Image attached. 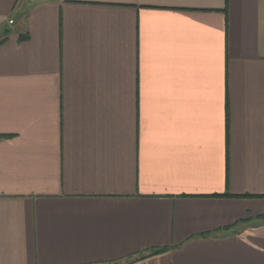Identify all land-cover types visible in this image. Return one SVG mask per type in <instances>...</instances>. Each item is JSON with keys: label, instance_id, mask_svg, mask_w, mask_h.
Returning <instances> with one entry per match:
<instances>
[{"label": "crops", "instance_id": "1", "mask_svg": "<svg viewBox=\"0 0 264 264\" xmlns=\"http://www.w3.org/2000/svg\"><path fill=\"white\" fill-rule=\"evenodd\" d=\"M0 264H264V0H0Z\"/></svg>", "mask_w": 264, "mask_h": 264}, {"label": "trees", "instance_id": "2", "mask_svg": "<svg viewBox=\"0 0 264 264\" xmlns=\"http://www.w3.org/2000/svg\"><path fill=\"white\" fill-rule=\"evenodd\" d=\"M9 28H4L3 30H2V34H1V36H0V44L2 43V42H4V40L6 39V37H7V35L9 34Z\"/></svg>", "mask_w": 264, "mask_h": 264}, {"label": "rangeland", "instance_id": "3", "mask_svg": "<svg viewBox=\"0 0 264 264\" xmlns=\"http://www.w3.org/2000/svg\"><path fill=\"white\" fill-rule=\"evenodd\" d=\"M2 32L0 31V36H1Z\"/></svg>", "mask_w": 264, "mask_h": 264}]
</instances>
